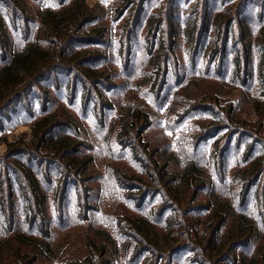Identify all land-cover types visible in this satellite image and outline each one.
<instances>
[{
  "label": "rangeland",
  "instance_id": "374dc122",
  "mask_svg": "<svg viewBox=\"0 0 264 264\" xmlns=\"http://www.w3.org/2000/svg\"><path fill=\"white\" fill-rule=\"evenodd\" d=\"M71 1L0 0V11L8 15L4 19L0 15L3 31L11 35L14 44L10 50L7 49L9 51L0 48V66L23 45L18 38L25 35L23 25L27 27L29 37L33 38L44 10H57ZM86 1L92 7L96 5L99 12L96 13L98 18L87 22L83 29L105 24V38L95 43H75V40L72 46L67 45L62 60L64 64L58 65L34 87L25 89L11 103L0 108V196L8 198L3 208L6 213L9 211L12 197L10 203L14 205L10 212L13 221L10 222L19 232L36 233L42 228L45 232L50 228L45 238L40 236L49 243L50 251L26 250L29 254L26 259L31 261L25 264H157L158 261L160 264H237L240 252L243 250L246 255L251 250L253 252V244L256 242L257 245V241L236 247L226 258L220 259L217 256L210 259L206 248L204 254L202 249L198 251L188 244L198 236H204L206 243L209 239L205 227L212 223L208 218L210 210L206 208L210 194L216 191L218 195L229 198L230 178L240 169L236 164L245 159L251 145L255 151L260 148L264 152V106L256 108L254 105L255 99L264 103L259 85L252 79L246 85L241 79L234 81L230 75L231 68L219 71L217 62L212 72L204 65V72L192 74L194 68L189 55L176 68L173 59L181 52L185 55V41L181 36L170 52V59L166 57V82L160 88L162 72L157 76L153 73L155 68L148 64L151 48L146 36L147 20L150 15L165 11V6L167 10V3L171 0H144L145 11L140 26L131 36L129 55L125 26L132 23V15L140 7L139 2L121 16L118 9L124 7L123 0ZM13 2L17 7H13ZM184 2L179 0L178 3L183 6ZM212 5L216 7L210 2V9ZM250 5L248 9L252 10L256 4ZM187 13L179 10L181 18ZM167 27L169 21L163 26L162 37H165ZM59 40L52 42L48 39L41 46L56 52L61 50ZM86 49L93 52L89 61L70 60L76 57L74 52L79 56ZM201 52L205 53L204 50ZM87 68L98 69L106 76L101 81L97 80L99 84L91 82L81 74ZM155 81L159 82L158 88L154 87ZM58 109H61L59 113L62 110L71 113L73 121L72 126H59L55 132L69 134L79 142L77 155L90 158L85 171L67 169L65 174L59 169L61 162L65 161L64 156L58 155L56 160H52L50 155L40 158L44 149H35V143H32L35 120ZM134 110L144 112L141 113L143 118L138 120V127L132 130L130 138L122 137L119 124L114 123L123 117L131 119ZM230 139L231 149L225 153L223 167L220 168L218 154ZM10 142L13 145L8 144ZM193 161L203 169L202 177H207L206 185L198 188L188 186L180 179L181 173ZM27 168L35 171L32 172L38 177L42 190L48 191L49 213L42 220L37 218L42 211L39 212L40 207L34 202L38 195L28 184ZM64 178L68 183L65 195L61 193L63 204L55 202L51 205L53 195L57 199L60 195L56 183ZM260 180L254 191L263 188L264 174ZM252 200L250 195L243 209L257 218L258 228L264 231V210ZM230 201L233 202L232 199ZM27 204L36 213L33 222L25 220ZM239 207L238 204L234 207L236 212H239ZM141 216L149 217L153 222L150 221L152 229L159 235L163 257L152 254L145 238L130 226L128 217ZM10 222L3 216L0 206V241L6 236L2 228L9 226ZM229 222L222 229L228 228ZM40 223L44 227L41 228ZM96 230L107 233L111 238L105 241V254L90 247L91 237L99 247L104 242L99 234H95ZM216 238L213 236L211 239L214 242ZM0 264L4 262L0 261Z\"/></svg>",
  "mask_w": 264,
  "mask_h": 264
},
{
  "label": "trees",
  "instance_id": "16d2710c",
  "mask_svg": "<svg viewBox=\"0 0 264 264\" xmlns=\"http://www.w3.org/2000/svg\"><path fill=\"white\" fill-rule=\"evenodd\" d=\"M138 2L140 7L137 12L132 15V23L129 26H125L128 55L131 52V36L135 28L140 26L141 18L145 11V7L143 6L145 1L123 0L122 5L124 7L120 10L118 9V12H121L122 16L128 8L134 6ZM178 2L179 0L168 1L167 10L165 6V11L158 10L159 12L156 15H150L147 20L146 36L148 37L151 48L148 64L155 68L153 73L157 74V76L162 72V81L159 85L160 88L166 82L165 72L168 71L166 57H168V60L170 59V52L173 51L177 45L179 38L183 36L185 41L183 51L185 50V55L183 56L181 52L178 54L179 56L175 57L176 60L173 59L177 65L176 68L184 63L188 55L190 56L194 68L191 71L192 74L204 72L202 68L204 65L209 72H212L217 62V68L221 69L219 71L225 70V68H231V78L236 82L241 79L242 84L246 85L248 80H256V83L260 87L261 94H264V0H247L245 2L242 0H232V2L228 1V3L227 0H185L183 6ZM210 2H213L216 7L214 8L212 5L213 8L210 9L208 6ZM251 3H255L256 5H254V9L252 8V10H249L248 8L251 6ZM12 5L13 7H17L15 2H13ZM179 10L180 13H182L183 10L188 13L181 18ZM98 12L99 9L97 10V6H90L86 0H72L60 9L55 10L49 8L44 10L39 16L40 26L35 37L30 38L27 27L23 25L25 35L18 37L22 40L23 45L18 50L14 49L15 51L10 54L9 58L4 59V62L0 66V108L11 103L12 100L25 89L27 91L34 87V84L54 72L58 65L64 64L62 60L64 48H66L67 45L69 47L70 45L72 46L75 40H77L75 43L80 41L86 43L102 41V39L105 38V24L98 25L97 27L94 26L91 29H83L87 22L95 21L98 18L96 15ZM0 15H2L1 17L3 19L4 17H8L7 14H2L1 11ZM176 17H178V20H176ZM166 21H169V27L166 29L167 32L165 37H162V32L164 30L163 26L166 24ZM174 21L177 23L174 24ZM13 23L16 26L15 19ZM3 27L4 25L0 20V48L2 47L4 50L9 51L13 42L10 37L11 35H7L6 30L3 31ZM19 28L20 27H18V29ZM93 34H97V37H91ZM57 38L61 40H59L61 50L52 52V48L41 46L45 41L47 42L48 39L53 42L57 40ZM66 40L68 44L65 43V45L64 41ZM25 41L26 43L24 44ZM201 50L205 51L206 57H204L205 53L201 52ZM74 54H76V57L70 60L79 59L85 63L92 58L93 52L86 49L84 53H80L79 56L76 52H74ZM3 56H5V54ZM161 64H163V67H161ZM254 68L256 69L255 72ZM81 74L85 79L87 78L89 81L96 82L97 84H99L97 80L101 81V78H105L106 76L102 71L94 68L84 69ZM158 84L159 82L155 81L154 87L158 88ZM86 99H88V95ZM255 100L254 105L256 108H259V105L264 106V103L259 101V99ZM59 110L61 109L44 113L35 120L33 124L32 143H35V149H44L45 155L44 153L40 154V158H46L50 155L49 157H51L52 160H56V156H64L65 161L61 162V167L59 169L65 174V170L67 169H74L77 172L85 171L87 166L86 163L90 158L77 155V151L80 148L79 142L69 134H57L55 132V128L59 126H72L71 123L73 121L71 113L64 112V110L59 113ZM141 113L144 112L134 110L131 113V119L123 117L119 119L118 123H114L117 125L119 124L120 135L122 137L130 138L132 136V130L138 127V120L143 118ZM63 116L65 119H62ZM146 119L147 116L143 121L145 125ZM63 120H68V122H64ZM114 126L115 125H113L112 128ZM230 142L231 139L218 154V162L220 163V165H218L220 168L223 167L225 153H228L231 149ZM8 144L13 145L12 142ZM249 150L245 159L241 160V163L236 164L239 165L240 169L232 175L228 184L231 187L228 191V193H230L228 196H230L229 198L233 200L234 204L228 197L220 196L216 191H213V193L210 194L208 206L206 207L210 210L208 218L212 219V223L205 227L206 237H209V239H207L206 243L204 236L199 237L197 235L198 239L194 237L193 240H190L191 243L188 244V246L198 251L202 249L203 253L204 248H206L209 252L207 256H209L210 259L214 256H217L219 259L226 258L228 253L232 252L236 247L246 243L250 244L252 240H255L258 243L257 245L256 242L255 245L253 244V252L251 250L248 252V255H246L245 251L242 250L240 252V260L237 264H264V231L258 228L256 224L257 218L245 211L246 209H243V206L249 201V196L251 195L253 196L252 201L254 204L258 202L264 210V186L261 190L254 191V188L260 184V178L264 174V152L260 148L255 151L254 145H251ZM194 162L195 161L181 173L180 179L184 184L196 186V188H198L206 185L207 177H202L203 169ZM22 167L24 166L22 165ZM32 171H34L32 168H27L28 184L32 185V190L38 195L34 198V202L40 207L39 212L42 211L41 216L37 218L38 220H42L49 213L47 207L48 191L42 190V187L39 185L38 177ZM223 171L220 172L221 176ZM62 172L61 176L64 175ZM67 175L70 176L68 172ZM130 178H133V175H131ZM49 179H51V176ZM67 183L68 180L66 178L61 182L57 181L55 187L57 189L60 188V195L59 199L55 198V194L53 195L54 199L52 201L53 203H50L51 205H54L55 202H57L58 205L63 204L61 193L65 195ZM56 188L55 190H57ZM251 191H253V193H251ZM9 194L12 196L11 189H9ZM12 199L11 197L10 202H12ZM6 201H8V198L0 196V206L3 216H6L7 219L9 218V222H12L13 216L10 210L13 209L12 206L14 204L9 202V211L7 210L6 213L3 208ZM237 204L240 206L239 212H236L234 209ZM26 210L27 217L25 220L28 222L36 220V217L33 218L36 213L30 205L27 204ZM128 218L130 226L135 228L132 229L141 237L145 238L148 250L156 256L159 255L163 257V255H161L163 248L161 249L162 246L158 242L159 235L152 229L154 227L151 225L149 217L141 216L135 217L136 219L132 217ZM167 220L169 222L170 219ZM228 221H230L227 225L228 228L222 229ZM11 222L9 226L2 228L6 236L0 241V261L4 262V264L8 262L10 264H16V262H18V264H25L27 261L30 262L31 259H26V257L29 256L26 250L40 251V253L43 251H50L49 243L40 238L41 235L45 238L46 235L49 234L50 228L48 230L46 229L44 232V228H42L44 224L40 223L42 229H38L36 232L38 234L27 231L19 232L12 226ZM169 232L167 233L168 235ZM95 234H99L98 237L104 242H102L99 247L94 237H91L89 240L90 247L92 249L95 248L94 250L101 254H105L107 250L105 241L111 238L107 233L101 230H96ZM213 236H217L214 242L211 239ZM186 237L188 238V236ZM24 250L25 253H23ZM137 250L136 248L135 251ZM141 253H143V251L137 254L136 257H139ZM86 260L89 261L90 257L87 256ZM154 264H156V262ZM157 264H160V261H158Z\"/></svg>",
  "mask_w": 264,
  "mask_h": 264
}]
</instances>
